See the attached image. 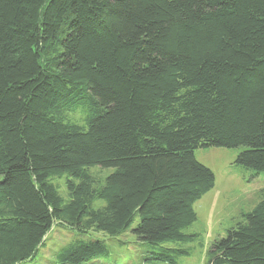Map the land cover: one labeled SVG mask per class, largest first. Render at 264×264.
<instances>
[{
	"label": "trees",
	"instance_id": "obj_1",
	"mask_svg": "<svg viewBox=\"0 0 264 264\" xmlns=\"http://www.w3.org/2000/svg\"><path fill=\"white\" fill-rule=\"evenodd\" d=\"M211 148L264 172V0H0V264L32 261L56 225L80 236L56 264L108 256L91 232L179 264ZM206 261L264 264V200Z\"/></svg>",
	"mask_w": 264,
	"mask_h": 264
},
{
	"label": "rangeland",
	"instance_id": "obj_2",
	"mask_svg": "<svg viewBox=\"0 0 264 264\" xmlns=\"http://www.w3.org/2000/svg\"><path fill=\"white\" fill-rule=\"evenodd\" d=\"M67 114L72 122L81 123L82 116L79 109L70 113L68 111ZM240 151L239 148H211L195 151L196 159L214 172L216 183L214 189L194 205L197 221L185 232L196 235L197 239L193 243L181 246V249L188 250L190 255L179 257V264H207V252L212 244L223 238L227 230L240 223L243 214L250 212L264 200V172H256L238 165L236 159ZM112 172L113 170L100 168L91 170L100 183ZM64 181V178H57L54 183L60 188L61 193L67 195ZM79 237L69 229L56 225L48 234L44 246L40 248L35 258L21 264H56L54 254L75 242ZM81 238L101 240L109 248L108 256L100 257L88 264H151L146 261L147 256H145V250L149 246L138 242L130 232L115 238L91 232L87 237Z\"/></svg>",
	"mask_w": 264,
	"mask_h": 264
}]
</instances>
